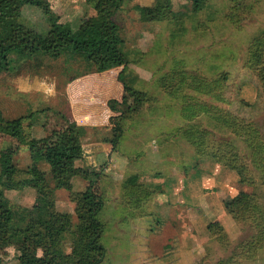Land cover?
I'll return each mask as SVG.
<instances>
[{"label":"rangeland","instance_id":"374dc122","mask_svg":"<svg viewBox=\"0 0 264 264\" xmlns=\"http://www.w3.org/2000/svg\"><path fill=\"white\" fill-rule=\"evenodd\" d=\"M170 1L180 23L141 21L135 6L152 5L154 0H123L116 12L125 39L126 88L117 80L122 66L100 71L67 50L57 58L37 54L25 62L11 55L13 60L0 67V109L7 118L24 116L27 136L41 138L64 124L70 103L85 120L77 124L69 119L81 128L84 144L74 164L86 168L91 178L97 172L93 187L103 200L98 218L104 256L99 264H234L229 257L255 231L243 223L220 222L219 211L230 197L221 193L220 199L216 187H203L197 176L209 171L204 165L215 162L198 152H206L204 144L210 149L224 141L234 144L255 174L254 184H240L239 189L257 192L264 202V185L249 159L246 136L217 121L218 116H235L252 123L264 139V96L257 70L264 74V64L254 69L248 62L252 39L264 31V0H205L200 11L189 0ZM46 2L61 29L74 30L95 13L86 0ZM21 19L41 31L49 28L47 17L35 6H24ZM99 73L105 74L103 80ZM68 86L73 88L67 91ZM112 98L115 110L108 105ZM113 124L121 127L114 145ZM9 145L17 147L13 162L18 178L35 164L44 173L55 209L74 230L75 201L69 191L56 186L43 145L29 151L0 133V150ZM137 177L150 183L143 187L146 197L138 193L141 188L136 186L137 196L129 188V180ZM177 181L187 182L190 191L179 189ZM86 185L87 180L73 177L74 191ZM3 194L14 208L31 207L37 196L30 186ZM60 241L64 264H75L72 239L64 235ZM73 241L83 242L76 234ZM17 254L13 246L6 247L0 264H20ZM235 258L236 264H264V246Z\"/></svg>","mask_w":264,"mask_h":264},{"label":"trees","instance_id":"16d2710c","mask_svg":"<svg viewBox=\"0 0 264 264\" xmlns=\"http://www.w3.org/2000/svg\"><path fill=\"white\" fill-rule=\"evenodd\" d=\"M46 1L0 0V67L13 60L11 55L15 56V61L25 62L37 54L57 58L62 51L67 50L80 55L100 71L122 66L117 73V80L126 88L122 75L125 73L124 65L127 62L122 49L125 39L123 29L115 20V14L122 6L123 0H86L95 13L83 18L74 30L59 28L56 24L57 16L48 9ZM203 1L189 0L195 11H199ZM24 6L40 8L47 17L49 28L41 31L23 22L21 10ZM135 8L141 21L173 20L175 24L180 23L176 20L177 14L171 9L170 0H154L152 5H136ZM249 55L248 62L252 68L257 69L258 65L264 64V31L252 39ZM257 70L264 96V74L261 68ZM115 101H108L112 110L115 108L111 102ZM24 118H7L0 109V133L9 136L19 145H27L29 151L39 144L43 145V158L49 166L56 186L69 191L75 201L76 226L74 230H70L65 224L64 214L55 209L54 199L44 184V173L35 164L29 165L22 172L24 176L18 178L19 170L13 162L17 147L9 145L0 150V262L5 248L13 246L18 252L20 264H64L66 260L60 240L66 235L72 239L75 264H99L104 256V247L99 241L102 224L98 218L103 200L95 193L93 187L97 172H93L91 178L86 168L74 164L83 155L81 128L64 116V124L51 129L49 134L41 138H34L24 132ZM217 121L233 133L246 136L244 141L249 150V159L258 170L260 184L264 185V139L257 127L235 116H218ZM112 130L115 133L111 141L114 145L120 137L121 127L113 124ZM194 132H190L189 136H194ZM203 144L200 143L198 148L201 149ZM204 147L206 152H198L210 156L216 163L234 171L240 184H254L255 174L248 168L247 162L234 144L224 141L213 145V149L208 148L206 144ZM76 175L87 180V185L81 191L72 189V180ZM132 180H129L132 193L137 196V186L141 188L138 193L146 197L147 192L143 187L150 183L141 182L138 177ZM25 186L35 189V203L31 207H12L3 191L18 190ZM225 210L233 221L246 224L255 231L252 238L243 243L244 247H240L234 257H229L230 261L236 264L235 257H244L254 246H264V202L257 192L239 190L230 197ZM74 234L83 242L75 245ZM221 262L218 264H223Z\"/></svg>","mask_w":264,"mask_h":264},{"label":"crops","instance_id":"0c3cea01","mask_svg":"<svg viewBox=\"0 0 264 264\" xmlns=\"http://www.w3.org/2000/svg\"><path fill=\"white\" fill-rule=\"evenodd\" d=\"M205 1V0H204ZM204 1H203V3H202V6H203V4H204ZM150 3H144V4H142V5H149ZM202 6H201V8H202ZM200 8V9H201ZM200 9H199V11H200ZM103 75H105V74H103V73H99L98 74V78L100 79V80H103ZM103 76V77H102ZM116 79V76L114 77V80ZM80 80V79H79ZM74 81H75V79H74ZM77 81V80H76ZM72 83H74V82H72ZM104 85V84H103ZM73 88V86H68L66 89H67V91H68V89H72ZM84 101L85 100H83V99H80V102L81 103H84ZM85 102H87V101H85ZM74 104V105H73ZM68 110H69V112H68V114H69V116H68V119H70V120H74L77 124L78 123H83V124H86V122H85V120L82 118V117H79L80 115H79V110H78V107H77V105L75 104V103H70V105H69V107H68ZM67 113V112H66ZM89 115V114H88ZM88 115L86 116V118L88 117ZM100 121H103V119L102 118H100ZM89 121L87 122V124L89 125ZM91 125H94V123H90ZM93 127V126H92ZM93 144H95V142L93 143ZM84 144H82V146H83ZM205 162H204V160H202L201 161V164H204ZM205 166V167H204ZM203 167H204V169L206 170L207 168L209 169V171H205V173L203 172L202 174H199V175H197L198 177H201V181H202V183H203V187H207V188H209V187H216V190H217V194L218 195H220V199H222V196H221V193H224L225 195L227 194L228 195V197H232V196H234L239 190H241V189H239V185H240V183L238 182V178H237V174L234 172V171H232V170H230V169H228L227 167H225V166H222V165H220V164H218V163H216V162H214V163H212V164H209V163H207L206 165H204ZM171 171H174L173 169L171 170ZM196 173V172H195ZM174 174V173H173ZM197 174V173H196ZM196 176V175H195ZM203 176V177H202ZM73 181V180H72ZM179 184H180V188L179 189H182L183 190V188H186L187 189V191H190V187L188 186V184H187V182H186V184L184 183V182H179V181H177ZM177 184V183H176ZM232 184H234V185H232ZM74 187V186H73ZM76 187V186H75ZM74 187V188H75ZM177 187V186H176ZM238 189V190H237ZM181 190V191H182ZM180 193H182V192H180ZM188 196L189 197H192V196H194L193 194H190L189 192H188ZM179 197V196H178ZM224 198V197H223ZM219 215H220V218L221 219H219L220 220V222L223 224H227V225H230V223H232V222H234L233 220H232V218L230 217V215L226 212V210H225V208H224V206H222V209H221V211H219ZM218 215V216H219ZM223 216V217H222ZM223 221V222H222ZM226 222H228V223H226ZM230 227V226H229Z\"/></svg>","mask_w":264,"mask_h":264}]
</instances>
